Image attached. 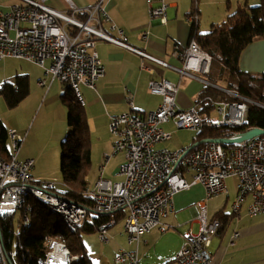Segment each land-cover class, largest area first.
<instances>
[{"label":"built area","instance_id":"built-area-1","mask_svg":"<svg viewBox=\"0 0 264 264\" xmlns=\"http://www.w3.org/2000/svg\"><path fill=\"white\" fill-rule=\"evenodd\" d=\"M46 1L16 0L8 11L0 13V60L13 57L33 62L44 68L52 79L67 87L77 86L82 97L81 87L94 89L95 82L105 72L96 50L97 41H106L131 50L142 60L177 71L180 78H197L196 74H209L211 56L194 39L178 53L182 66L174 67L144 50L129 46L123 41L124 36L120 30L118 38L102 31L101 21L110 20L101 4L102 0L85 8H78L66 0L67 12L49 7ZM167 6L165 0H158L155 6L150 3V18L165 24ZM196 19V15H188L190 22ZM142 36L145 37L146 33ZM142 67L150 70L145 65ZM202 82L211 86L204 79ZM39 84H43V81ZM148 89L161 97L156 109L110 117L109 131L116 138L111 155L122 156L118 167L121 179L111 181L99 177L88 193L90 206L67 198L55 190L52 182H37L31 174L34 159H21L18 154L24 137L10 130L11 155L8 159L0 156V215L14 212L15 195L20 194L21 188H36L49 203L74 210V217H78L81 227L88 214L112 215L123 212V230L128 244H135V249L119 248L113 255L116 264H138L141 237L156 227L164 231L166 225H160L159 219L173 210L175 194L195 185H200L205 197L210 199L226 193V179L234 177L236 196L231 203V216L237 218L244 204L249 217L264 216V134L234 145L205 142L189 150L156 148L158 143L171 139V133L160 128L161 124L169 120L177 129L201 130L204 126L224 124L242 127L247 120L249 105L264 109V104L250 100L236 91L223 90L232 98L231 101H216L209 96H202L190 107L183 109L176 103L179 83L163 77L151 78L148 80ZM261 95L264 97V89ZM215 103L218 104L217 112L222 115V119L214 120L211 116L204 119L201 108ZM249 129L231 137H237ZM108 159L109 156H106L105 160ZM196 219L199 223L198 232L185 235L175 255L178 264H212L209 246L222 228L221 220L217 217L207 219L204 201L200 202ZM115 223L114 218H109L96 225L100 240L109 239L108 230ZM238 236V231L232 234L230 246L235 244ZM50 245L43 264H53L56 247H65L58 241H52ZM0 252L3 254L1 232Z\"/></svg>","mask_w":264,"mask_h":264},{"label":"crops","instance_id":"crops-1","mask_svg":"<svg viewBox=\"0 0 264 264\" xmlns=\"http://www.w3.org/2000/svg\"><path fill=\"white\" fill-rule=\"evenodd\" d=\"M15 1L0 0V13L8 11ZM70 1L78 8H85L101 0ZM165 1L168 4L166 23L161 24L149 15L150 3L155 6L158 0H102L101 4L110 20L101 21L100 28L117 38L120 30L124 36L123 41L129 46L144 50L169 65L180 68L182 59L178 53L192 40L193 30L206 33L213 26L223 22L230 15L231 0ZM245 2L249 3L247 0ZM46 5L55 10L68 11L66 0H47ZM189 14L196 15V21L190 22ZM143 33H146L145 37L142 36ZM96 50L105 68L104 75L95 82L94 89L81 87L85 100L83 109L90 135V161L95 168L96 180L102 177L118 181L121 179L118 167L122 156L111 155V146L116 138L109 131L110 117L126 112L143 113L156 109L161 97L149 91L148 80L151 78L163 77L179 83L176 103L183 109L188 108L199 99L200 89L205 85L202 79L205 78L198 74L197 78H180L177 71L149 60H142L135 52L106 41H97ZM47 65L48 62L45 66ZM19 75L27 78L28 93L17 104L18 107L11 110L6 108L4 98L0 94V123L7 132L14 129L24 137L20 142L18 154L21 159H34L31 169L34 179L41 183H54L59 178V141L65 137L63 134L66 128L67 133L69 130L66 106L61 101V95L67 86L52 79L45 73L44 68L33 62L13 57L0 60V88L4 83H8L15 89V79ZM41 81L43 84H39ZM26 103L29 105L27 112ZM20 105L23 106L20 108ZM6 109L10 112H6ZM160 128L171 133V139L158 143L157 149H185L198 141L197 133L200 130L184 129L187 133L180 134L172 120L161 124ZM174 138V142H171ZM7 147L10 153L11 141L8 137ZM47 147H50L52 152L47 151ZM106 156H109L107 161ZM231 179L234 178L226 179L227 192L216 196H221L220 202L208 201L199 185L176 193L173 210L159 219L160 225H166V229L161 231L156 227L141 237L138 244V264H178L175 262V255L185 235L198 232L196 215L202 201L206 203L207 219L219 214L218 218L222 223V228L212 238L209 246L212 264H264V216L249 217L244 209L245 204L240 208L237 218L231 216V203L236 196V179ZM118 222L108 230V234ZM121 223L118 233L125 235L126 242H122L118 247L135 249V244H128L127 235L123 230V219ZM236 231L239 236L235 239V244L230 246L232 234Z\"/></svg>","mask_w":264,"mask_h":264},{"label":"trees","instance_id":"trees-1","mask_svg":"<svg viewBox=\"0 0 264 264\" xmlns=\"http://www.w3.org/2000/svg\"><path fill=\"white\" fill-rule=\"evenodd\" d=\"M195 30L192 32L191 39L197 41L200 47L211 56L210 70L207 75L209 79L205 78L211 86L204 85L198 98L210 96L216 101H231L232 98L219 89V86H222L224 90L236 91L250 100L264 104V97L261 95L264 89V72L259 76H252L241 71L238 66L244 48L255 38H264V0H259V4L254 7L248 6L246 2L244 5H238L225 21L213 26L209 32L198 33ZM15 84V89L8 83H4L0 88V94L10 108H14L28 93V82L25 76H17ZM61 101L66 106V122L69 130L60 142L59 171L61 183L65 186L60 193L82 205L90 206L91 198L85 194L88 190L86 177L91 167L90 135L86 115L69 87H66L62 93ZM211 106L201 108V112L204 110L208 112ZM208 118H210L209 115L204 116V119ZM250 127L264 128V109L251 104L244 126L226 124L204 126L197 133V140L229 137ZM223 147L228 148V146ZM0 156L4 159L9 158L7 130L1 123ZM28 205L32 207V210H27ZM23 214H27L30 219V223L25 226L21 222ZM218 216L219 214L216 217ZM109 218H114L117 222L124 218V214L123 212L112 215L88 214L83 226L76 232H72L65 227L62 217L48 212L44 204L27 195L19 210L0 215L3 245L0 264H10V262L12 264H43L52 241L62 242L66 246L70 264H92V260L85 251L81 232L96 231V225Z\"/></svg>","mask_w":264,"mask_h":264},{"label":"rangeland","instance_id":"rangeland-1","mask_svg":"<svg viewBox=\"0 0 264 264\" xmlns=\"http://www.w3.org/2000/svg\"><path fill=\"white\" fill-rule=\"evenodd\" d=\"M247 1H249V3L247 5L250 7H254V6L259 4L258 0H247ZM244 3H245V0H231V8H230L231 12H230V14L236 9V7L238 5H244ZM238 66H239L241 71L252 74V76H259L261 73L264 72V38H262V37L255 38L254 40H252V42H250L244 48V50L241 53ZM203 77L206 79H209V77H207L205 75ZM219 85H217V86H219ZM221 87L222 86H219V89L223 91L224 88L223 87L221 88ZM3 103L5 104L6 108L11 110V108L8 105H6V102L4 101V99H3ZM16 106L14 108L18 107V106L17 107ZM22 106L23 105H20V108ZM28 106L29 105L26 103V112H27ZM216 106H218L217 103L213 104L210 107V110L208 112L206 110L202 111L203 117L210 114L214 120H221L222 115L217 112ZM10 110L6 109V112H10ZM6 112L4 114V117H6ZM35 115H36V112L34 113L33 117ZM14 116L15 115H13V118H14ZM250 128H256V127H250ZM259 128H261V127H259ZM189 130H191V129H189ZM179 131H180V134L187 133L184 131V129H179ZM189 133L192 134L193 132H189ZM66 134H67V128H66L63 135L66 136ZM174 140H175V138L171 142H174ZM60 141H59V144H60ZM46 150L47 151L49 150L52 152L50 147H47ZM55 151L57 152V146H55ZM60 153H61V150H60V145H59V152H58L59 156H60ZM111 153H112V146H111ZM117 156H119V155H117ZM90 168H91L90 172L86 177V180L88 182V186H87L88 189L93 188L95 180H96L95 168H94V165H92V163H91ZM59 172L60 171L58 170L57 175L59 178L54 183H56V185H55L56 191L62 192L65 189V186L61 183V174ZM234 179H231V180H234ZM220 200H221V196H218V197L214 196V197L210 198L208 201L220 202ZM247 202H248V200L246 201V203ZM16 216H18V215H16ZM121 225H122V223L120 220L117 223V225L115 226V228H113L112 231L109 232V234H108L109 239L107 241L100 240L96 231L81 232V239H82L83 244L85 246V251L88 254V256L90 257V259L92 260V264H116L113 261L112 253L122 242H126L125 241V239H126L125 235H120L118 233V231L121 229Z\"/></svg>","mask_w":264,"mask_h":264},{"label":"bare ground","instance_id":"bare-ground-1","mask_svg":"<svg viewBox=\"0 0 264 264\" xmlns=\"http://www.w3.org/2000/svg\"><path fill=\"white\" fill-rule=\"evenodd\" d=\"M69 88L71 89V91H72L74 97L76 98V101L79 103V105L81 107H84L85 106V100H84V97H82V95L80 94L77 86H70ZM9 136H10V131L7 132V137L9 138ZM114 142H115V140H114ZM113 143H112V145H113ZM9 155H11V151H10ZM91 190L92 189H88L85 192V194L88 195V193ZM27 195L33 197L34 199H36L40 203L44 204L48 212H51L53 214H56V215L62 217L65 227L67 229H69L70 231L76 232L77 230H79L81 228V226L78 222V217H74V210H67L66 208L56 207L55 204L49 203V201L46 200V197H44L40 192H38L36 188H21L20 194L15 195V210L14 211L20 209L21 205L23 204V202L25 200V196H27ZM27 210L28 211L32 210V207L30 205H28ZM21 222L24 226L28 225L30 223L29 216L27 214H23L21 217ZM53 264H70L69 251L66 248V246L64 247V249H63V247H61L59 245L56 247V251L54 252V263Z\"/></svg>","mask_w":264,"mask_h":264},{"label":"water","instance_id":"water-1","mask_svg":"<svg viewBox=\"0 0 264 264\" xmlns=\"http://www.w3.org/2000/svg\"><path fill=\"white\" fill-rule=\"evenodd\" d=\"M260 134H264V129L263 128H259V127H256V128H251L249 130H246L242 133L239 134V136L237 137H210V138H205V139H201L199 141H196L195 143H193L192 145H190L189 147H187V150L199 145V144H202V143H205V142H210V143H219V144H222V145H233V144H237V143H240L244 140H248V139H251L257 135H260ZM10 264H12L10 262Z\"/></svg>","mask_w":264,"mask_h":264},{"label":"clouds","instance_id":"clouds-1","mask_svg":"<svg viewBox=\"0 0 264 264\" xmlns=\"http://www.w3.org/2000/svg\"><path fill=\"white\" fill-rule=\"evenodd\" d=\"M205 139V138H204Z\"/></svg>","mask_w":264,"mask_h":264}]
</instances>
